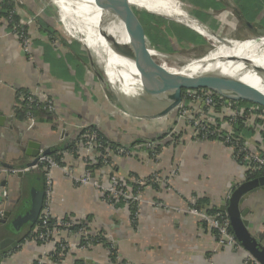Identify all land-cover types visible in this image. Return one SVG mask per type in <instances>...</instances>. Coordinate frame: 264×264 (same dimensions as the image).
I'll list each match as a JSON object with an SVG mask.
<instances>
[{"label":"crops","instance_id":"crops-1","mask_svg":"<svg viewBox=\"0 0 264 264\" xmlns=\"http://www.w3.org/2000/svg\"><path fill=\"white\" fill-rule=\"evenodd\" d=\"M1 1L0 166L23 171L22 175L19 172L0 174V210L14 213L38 176L36 170L27 166L33 160L25 153L28 141L38 142L41 148L55 146L76 137V132L87 125H94L118 142L128 143L136 138L154 139L175 121L171 130L157 142L160 148L156 162L149 157L153 154L142 146L144 143L135 144L131 157L112 158L110 164L104 163L93 171L92 177L108 178L109 173H115L120 179L131 175L145 178L156 167L161 173L168 174L174 164L177 172L175 177H169L166 183L156 188L150 185L142 188L133 222L127 204L116 205L104 200L102 185L75 184L74 179L90 169L88 152L83 156L79 154L83 151L80 141L79 153L75 155L66 151L61 167L52 169L53 215L63 220L71 219L69 229L84 221L91 233L102 231L116 251V260L109 258V250L103 244L96 243L85 250L73 248L56 262L49 256L54 252L52 244L28 239L20 241L30 225H23L15 233L0 224V239L10 236L19 240L15 250L0 256V264H31L38 258L42 264H243V251L219 246L213 231L200 218L185 211L176 213L165 209L167 206L186 209L192 205V200L205 198L207 204L196 208L207 212L208 208L218 207L227 199L233 186L243 181L245 172L231 150L217 140L191 138L188 126L184 122H176V113L171 117L147 120L118 110L113 100L109 102L110 94L101 82L97 79L99 85L94 86L95 83L89 81L86 65L89 62L82 54L86 51L81 50L80 42L65 32L53 36L46 30L45 25L60 29L54 8L45 0H11L18 21L27 26L31 37V51L24 53L13 32L8 30L7 20L1 15ZM183 1L191 9L186 11L207 29L212 31L215 20L222 19V23L238 24L234 32L239 35L243 20L236 16L233 0H214L221 5L217 11L212 9L215 4L201 8L191 0ZM246 23L250 24L249 21ZM241 30L250 36L264 35V31L251 33L246 28ZM73 42L78 44L76 51L71 49ZM23 90L35 91L36 98L42 103L50 101L53 111L50 113L44 108L46 114H36L33 123L28 118H18L15 108L21 107L20 93ZM58 123L66 124V130H61L59 136L54 131ZM258 127H251L252 132L245 136V143L251 149L263 151L264 128L260 130ZM175 128L181 141L165 143L175 133ZM261 197L264 198V190L257 189L242 205V208L249 209L246 218L249 230L256 238L257 233L264 232ZM59 237L67 238L68 242L77 239L76 231L61 232Z\"/></svg>","mask_w":264,"mask_h":264},{"label":"water","instance_id":"water-1","mask_svg":"<svg viewBox=\"0 0 264 264\" xmlns=\"http://www.w3.org/2000/svg\"><path fill=\"white\" fill-rule=\"evenodd\" d=\"M106 10L108 19L109 34L105 42L108 50L113 55L122 58L130 63H136L133 50H150L149 47L140 43L145 40L139 28V23L132 15L131 5L126 0H100ZM133 5V4H132ZM134 7V6H133ZM136 7V6H135ZM148 11L146 8H143ZM150 12V11H149ZM155 13V12H152ZM167 17L161 13H155ZM168 18V17H167ZM176 21L182 22L175 19ZM183 23V22H182ZM186 26L188 24L184 23ZM204 26V25H202ZM190 27V26H188ZM206 28V26H204ZM193 29L192 27H190ZM197 33V30L193 29ZM211 34L216 36L211 30L207 29ZM201 34V33H199ZM202 35V34H201ZM221 41L226 39L218 38ZM264 39V35L252 36L247 39L239 40V42H247L251 40ZM88 62L96 78L103 86L108 84L113 89L114 100L126 114L139 119H157L172 113L181 103L183 99V90L205 88L213 93L233 101H245L251 104L264 107V96L256 93L249 87L248 78H263L264 63L245 62L237 64V58H229L227 60H211L200 62L196 70L183 71L180 74L166 80L164 88L158 94L148 95L144 91L145 84L149 86L152 80L157 79L154 76H143L140 72L138 78L140 87L136 85L130 86L124 90V77H117L115 82H110L106 67L107 56L103 57L101 72L97 70L92 60V51L87 45L84 47ZM212 50V49H211ZM209 52V51H208ZM105 55V54H104ZM230 60V61H229ZM240 65V66H239ZM112 71L116 74L122 71L121 66H113ZM164 81V80H163ZM41 146L38 142L28 141L26 155L33 158L27 164L29 168L40 169L36 166L37 156ZM45 154H48L44 151ZM22 175L21 171L19 172ZM264 190V175L256 176L252 179L244 180L233 186L227 199L220 202L218 209L225 213L229 218L230 227L239 244L259 263L264 264V244L261 243L249 230V221L246 218L248 208L242 205L249 197L250 193L257 190ZM44 202V176L38 175L34 178L33 183L29 187L27 196L22 200L14 213L5 211L0 218V224L10 231H17L23 225H33L39 219L41 209ZM19 246V240L14 237H4L0 239V256L15 250Z\"/></svg>","mask_w":264,"mask_h":264},{"label":"built area","instance_id":"built-area-1","mask_svg":"<svg viewBox=\"0 0 264 264\" xmlns=\"http://www.w3.org/2000/svg\"><path fill=\"white\" fill-rule=\"evenodd\" d=\"M192 19L194 18L192 17ZM198 23L202 26L200 22ZM16 27L18 28L17 25H15V28ZM19 29L20 30L13 32V34L18 40L23 52L29 54L31 51L30 34L29 32H24L22 27H19ZM150 50L154 49L150 48ZM20 97L23 101L26 102V104L33 103L35 101L40 102L36 98L35 91L26 90V92L20 93ZM45 104L46 105L44 106V108H46L47 111L51 113L54 109V106L50 101H46ZM246 111L248 113V116H246L247 119H245L244 125L255 128L257 126V123L255 122L256 117L264 120V110L259 106L252 105L246 108L245 106L238 105L231 100H228L226 98L222 99L221 97H219L217 101L215 99L214 93L205 88L187 89L183 94L182 103L175 109L176 122H184L188 126L191 138L199 140L210 138L212 140H217L227 146L233 153V156L234 152L236 151L235 156L238 155L240 157L241 165L244 168V171L249 170L250 172H253L257 170H264V150L259 151L251 149L245 143V141H243L241 144L240 140L241 138H243V136L241 137V135H239V137H237V135L235 136L234 134L233 122L235 121V118L245 117ZM26 118H28L29 122H34V115L32 113L29 112ZM82 128H85V126H83ZM83 138L84 140L81 141L82 150L88 152L89 150L93 149V146H95V134L94 132H89L87 130V132L83 135ZM238 143H240V145ZM157 144V141H150L146 144L149 152H151V154L153 155L157 152H155ZM134 148L135 146H133V148L119 147L116 148L115 151L118 155L128 153L133 154ZM36 166L40 169L44 176V202L39 216L40 226L38 228H41V231L35 234L32 240L35 241L36 239H38L39 241L52 244L54 252L56 248H61L62 250H64L65 247H67V244L63 243L64 241L61 240L62 238H60L59 235L61 234V232L68 230V228L72 225L71 219H53L50 214L51 211H49L52 169L55 167H61V164H59L57 160H55V158H53L52 156L45 154L43 148H40L37 156ZM20 171H23V169L0 166V174H15ZM80 178L81 179L76 178V181H79L80 183H91L95 186L99 184L97 186L102 187L99 182L101 181V178L95 179L91 176V173L88 170H86L83 176H81ZM158 178L156 177V175H153L151 180L156 181L158 180ZM133 180L136 184H138V187L134 192H130L123 188V183H120L117 177H108V184L106 185V187L103 186V193L106 198H108V201H111L110 197H116V200L121 198L127 205L133 203L137 205L139 200H141V196L139 194L141 189L140 186L145 183V180H142V178ZM2 194L5 195L6 192L3 191ZM192 202L194 203V200H192ZM185 212L194 214L196 215V217L204 221L209 230L213 231V233L215 234L216 242L219 246H222L223 248L231 251L242 250L244 253L243 264H259L239 244L235 235L231 231L229 218L225 213H208L205 211H199L195 206L192 205L186 208ZM2 215L3 211L1 210L0 217H2ZM49 221L52 222L50 223V226H47ZM42 228H44V230H42ZM78 234L84 236L85 232L82 230H78L76 232V235ZM88 246L84 245V243L78 244V247L82 249L88 248ZM35 264H42L41 259L38 258L37 260H35Z\"/></svg>","mask_w":264,"mask_h":264},{"label":"trees","instance_id":"trees-1","mask_svg":"<svg viewBox=\"0 0 264 264\" xmlns=\"http://www.w3.org/2000/svg\"><path fill=\"white\" fill-rule=\"evenodd\" d=\"M191 1L193 4H195L196 6L201 7V8H206L208 4H215V6H213L212 9H215L217 11L221 7V5L216 4L214 2V0H191ZM233 1H234L235 6H236V11H235L236 16L240 20H243L242 27H240L238 32H241L242 31L241 29H243V28L248 29V31H250L251 33H257L258 31H264V0H233ZM131 11H132L133 17L135 19H137V21L139 23V28L142 32V35L145 38V40H143V42H140V43L146 45L147 47L154 49L156 51H159V52L171 53V52H175V49H174V43H175L181 48H186V47H189V45H192L193 48L201 51L200 55H198V56H202L203 54L206 53L205 52L206 51L205 46L207 43L206 39L203 36H201L200 34H198L197 32H195L194 30H192L191 28L185 26L184 24H181V23L176 22L174 20L168 19V18L161 16L159 14H155V13L146 11L145 9H137L136 7H133V6L131 7ZM1 15L4 16L5 19L7 20V28L9 31L15 32L17 30H20L19 27H22L24 32L25 31L28 32L27 26L23 23L22 24L19 23L18 18L16 16V13L13 9V5H12L11 0H2L1 1ZM246 21H249L250 24L246 23ZM15 25H17L18 28L17 27L15 28ZM45 26H46V30L50 34H52L53 36L59 32H60V34L62 33L60 30H57V29L53 28L52 26H47V25H45ZM238 37H240V35L237 34V38ZM62 41L65 43L64 40H62ZM77 46H78L77 42H73L71 49H73V51L74 50L76 51ZM185 91L186 90H183V94L185 93ZM22 92H26V90H23ZM214 96H215V99L217 101H218V98L221 97L215 93H214ZM221 98L225 99L223 97H221ZM231 101L238 104V105L245 106L246 108L254 105V104H251V103L245 102V101H233V100H231ZM45 105H46L45 103L37 102V101H35L33 103L26 104V102L22 100L21 107L15 108V114L18 118H22V119H25L29 112L32 113L34 116L36 114L38 115L40 113L46 114V112L44 111ZM259 107L264 110V107H262V106H259ZM173 113H175V112L173 111L172 113L168 114V117L174 116V115H171ZM245 114H246L245 117H236L235 121L233 122L235 136L236 135H237V137H239V135H241V137L243 136V138H241V140H240L241 144L243 141H245V136L250 134V132H252V128H253V127L251 128L248 125H244L245 119H247L246 116H248L247 111L245 112ZM49 119H51V117H49ZM255 122L257 123L258 126H260V130H261V128H264V120L263 119L256 117ZM173 123H169V126L164 128L165 129L164 133L160 136H157L154 139H152V138H150V139L136 138V139H134L128 143L118 142V141L110 138L104 132L100 131L94 125H87V126H85V128H81V129H79L78 132H76V135H75L76 137H74L70 140H67L66 142L63 141L60 144H57L55 146L43 148V151H46L49 156H52L53 158H55V160H57V162L62 165L61 159L63 157V153H65L66 151H70L71 153H74L75 155L77 153H79V151H80L79 150V145H80L79 142L84 140L83 135L87 132V130L89 132H94V134H95V139H94L95 146H93V149L88 151V157H89V159H88L89 160V166L88 167L92 171H96L101 166H103L104 163L110 164V162L112 161V154L110 153V151L111 152L115 151L117 147L118 148L119 147H127L128 148V147L134 146L135 144L144 143L142 146H145V150H148V148L146 147V144L148 142H150V140H153V141L155 140L159 143V139H161L160 137L167 134V132L169 130H171ZM171 135L174 138L177 137V140L180 137L179 133L178 134L174 133ZM170 141L171 140L169 139V141L165 142V143H171ZM240 143H238V144L240 145ZM171 144H173V143H171ZM158 149H159V147H156L155 152L158 151ZM235 152H234L233 157L238 163L241 164V159L238 155L235 156ZM232 155H233V153H232ZM8 167L11 168V166H8ZM38 175H42V172L40 171L38 173ZM260 175H264V170H257V171H253V172L246 170L244 172L243 181L248 180V179H252V178H254L256 176H260ZM130 177L131 178H129L128 180L118 178V181L120 183H123L124 189H128L130 192H134L135 188L138 187V184H136L135 181L133 180L134 179L133 177H135V176L131 175ZM150 178L151 177L149 175L143 179L150 180ZM147 180H146V182L149 183ZM154 187L156 188L157 186L154 185ZM207 202L208 201L205 198H197L196 201L192 204V206L198 207L203 203L207 204ZM111 203H114L116 205H121L124 203V201L120 198V199L115 200V201L112 200ZM128 209L130 211V217L132 216L134 218V215L137 211L136 204L135 203L128 204ZM207 212L208 213H217L220 211H219L217 206H212V207L208 208ZM132 220L134 222V219H132ZM51 222L52 221H49L47 226H50ZM85 224H86V222H84V221L79 222V224L74 225L70 229L68 228V230L74 231V232L78 231L80 228H83L85 226ZM39 226H40L39 220H37V222L35 224L30 225L28 231L25 234H23V236L20 238V241L22 242L25 239L32 240L33 236L35 234H37L39 231H41V228H38ZM42 230H44V228H42ZM231 231H232V229H231ZM11 232H15V231H11ZM88 236L89 237H86V239H82L81 242L82 243L89 242L90 244H96V243L103 244V246L109 250V258L112 261L116 260V251L112 247L111 242L106 240L102 231L95 232L94 234H90ZM257 238L259 239V241H264V232L257 233ZM36 240H37V242L39 241L38 239H36ZM51 259L57 260L56 256H53ZM31 264H35V261L32 262ZM120 264H125V263L121 262Z\"/></svg>","mask_w":264,"mask_h":264},{"label":"bare ground","instance_id":"bare-ground-1","mask_svg":"<svg viewBox=\"0 0 264 264\" xmlns=\"http://www.w3.org/2000/svg\"><path fill=\"white\" fill-rule=\"evenodd\" d=\"M56 1L59 17L62 19L67 32L72 36H82L83 42L92 51L99 67L102 65L103 57L108 55L107 64L110 67L107 66L106 69L110 82L113 84L117 77L121 79L123 76L124 90L133 85L141 86L138 78L139 72L143 76L157 77L149 83V86L145 84L143 88L148 95H156L162 91L166 80L183 71L196 70L200 62L227 60L236 57L235 61H229L237 64L245 62L264 63V39L239 42L232 40V38L221 41L207 28L190 18L179 0H126L137 7L146 8L150 12L161 13L168 18H175L188 24L206 39L212 41L214 45L213 50L202 56L182 58L181 66L171 63L166 59L167 56L164 53L155 50H133L136 63H130L113 55L108 50L105 42L109 34L108 19L105 6L100 0ZM113 66H121L122 71L116 74L111 69ZM246 80L252 90L264 96V77H250ZM114 102L118 104L116 100Z\"/></svg>","mask_w":264,"mask_h":264},{"label":"rangeland","instance_id":"rangeland-1","mask_svg":"<svg viewBox=\"0 0 264 264\" xmlns=\"http://www.w3.org/2000/svg\"><path fill=\"white\" fill-rule=\"evenodd\" d=\"M45 1H47L53 8H54V15L56 16V20L58 21V24H59V29H60V31L61 32H65L67 35H69V36H71V37H74V38H76L79 42H80V44H81V50L83 51L84 50V47H85V43L83 42V40H82V36H80V35H78V36H72L70 33H68L67 32V30H66V28H65V25H64V23L62 22V19L59 17V12H58V6H57V1L56 0H45ZM179 2L182 4V7H183V9L186 11V9H189V10H191L190 8H188L185 4H183V3H185L183 0H179ZM130 7H132V6H134L135 7V5H129ZM136 8L137 9H143V8H140V7H137L136 6ZM187 12V15L190 17V18H192V15L188 12V11H186ZM221 18V17H220ZM219 18V19H220ZM173 19H175V18H173ZM217 19V18H216ZM218 19V20H219ZM216 21V24H212V27L213 28H211L212 29V31H213V33L215 34V35H217L218 36V38H224V39H226V40H228V39H236V37H237V33L236 32H234L236 29H237V25L238 24H233V25H230V24H226V23H222L221 21H222V19H220L219 21H217V20H215ZM221 22V23H220ZM64 33V34H65ZM239 35H240V38H239V40H243V39H247V38H250V37H252V36H250L248 33H246V32H240L239 33ZM231 37V38H230ZM242 37V38H241ZM237 38V39H238ZM206 46H205V49H206V51L205 52H208V51H210L211 49L213 50V47H214V45H213V42L212 41H210L209 39H206ZM174 49H175V52H171V53H164L167 57H166V59L168 60V61H170L171 63H173V64H176V66H181L182 64V62H181V59L182 58H184V57H196V56H198V55H200V50H198V49H195V48H193V46L192 45H189V47H186V48H181V47H179L177 44H175L174 43ZM90 50V49H89ZM85 52V51H84ZM176 52H178V53H176ZM163 53V52H162ZM83 54V56L86 58L87 57V55H86V53H82ZM91 57H92V60L94 61V64H95V66L97 67L96 69L97 70H99L100 72H101V70H100V68L101 67H99L98 66V64H97V62H96V58H95V56L92 54L91 55ZM88 62V61H87ZM87 65V68L89 69V81H91V82H94L95 84H94V86H98L99 85V82L97 81V78H96V76H95V74L93 73V71H92V69L91 68H89L90 67V64H86ZM102 66V65H101ZM103 88H105V90L110 94V98L108 99L109 100V102L111 103V101L113 100L114 101V97L112 96L113 95V89H112V87L110 86V85H108V84H105V86H103ZM100 89V88H99ZM115 106V105H114ZM116 107V106H115ZM115 109V108H114ZM117 109L118 110H121V111H123L119 106L117 107ZM124 112V111H123ZM174 112H175V110H174ZM125 113V112H124ZM55 121H60V120H57V119H55ZM65 125V126H64ZM81 125H79L78 126V129H79V127H80ZM259 129H260V127H258ZM61 130H66V124H60V123H58L57 124V126L55 127V129H54V131L56 132V134H57V136H59V133H60V131ZM176 134V133H175ZM169 139L171 140L170 142L171 143H173V144H176V143H178V142H180L181 140H180V137L178 138V140H177V137H173L172 135H170L169 136ZM169 139H168V141H169ZM205 140H212V139H205ZM156 147H159L160 148V146L159 145H157ZM118 148V147H117ZM159 150V149H158ZM114 152V153H113ZM113 152H111L110 151V153L112 154V158H116V157H131L132 156V153H128V154H123V155H118L117 153H116V151H113ZM83 153L85 154V153H87V152H85V150L82 152V153H79V154H81V156H83ZM159 155V154H158ZM156 156H157V152L154 154V155H151V156H149V157H151V159H153L154 160V162H156L155 161V159H156ZM70 169V168H69ZM66 170V169H65ZM90 173H91V176H93V171L92 170H88ZM176 172H177V166L174 164V166L172 167V171L171 172H169L168 174H163V173H161V170L160 169H158L157 167L155 168V169H153V171H152V173L151 174H149L150 175V177L152 176L153 177V175H156V177L158 178V176H159V178H158V180H156V181H154V180H151V178H150V180H147L149 183H147L146 182V180H145V183L143 184V185H141L140 187H141V189H140V192H139V194H140V196H141V191H142V188L143 187H145V186H148V185H150V186H152V187H154V185H156V186H159L161 183H166V181H167V179L169 178V177H175L176 176ZM148 175V176H149ZM168 175V176H167ZM83 176V175H82ZM112 176H115V177H117L116 176V174L115 173H109L108 174V177H112ZM72 178H75L74 176H71ZM78 179H81L80 177H77ZM99 178H101V177H99ZM103 178H105V179H103ZM103 178H101L100 180L101 181H99L100 182V185H102V186H105L106 187V185L108 184V178H106V177H103ZM118 178V177H117ZM127 178L129 179V178H131L130 176H127L125 179L127 180ZM135 180H137V179H141L142 177H133ZM103 180V181H102ZM142 180H143V178H142ZM74 181H75V184H81V185H84V184H91V183H80L79 181L77 182L76 181V178L74 179ZM154 184V185H153ZM97 185H99V184H97ZM96 185V186H97ZM53 186H54V182H53V177H52V175H51V191H50V200H49V206H50V210L49 211H51L50 212V214H51V217L53 218V219H56V220H58V219H62V218H60V217H55V215H53V211H52V206H51V196H52V192H53ZM93 186H95V185H93ZM97 187H100V186H97ZM104 188V187H103ZM155 188V187H154ZM127 191H129L128 189H126ZM135 190H137V187L135 188ZM110 199H111V201L113 200V201H115L116 200V197H110ZM104 200L106 201V202H111V201H108V198H106V196L104 195ZM118 200V199H117ZM260 204H264V198L263 197H261V200H260ZM166 207V206H165ZM164 207V208H165ZM188 208V207H187ZM166 210H173V211H175L176 213H182V212H184L185 211V209H182V208H179V207H168L167 206V208H165ZM197 210H199V211H201L199 208H196ZM262 210H263V215H264V207H262ZM1 211V210H0ZM4 213V212H3ZM186 213H188V212H186ZM188 214H190V213H188ZM191 215H194V214H191ZM194 216H196V215H194ZM0 218H2V217H0ZM264 218V217H263ZM262 218V219H263ZM133 221V220H132ZM78 222V221H77ZM86 227V228H85ZM79 230H82V231H84L85 232V235L84 236H82V235H80V234H78V235H76V237H77V239H76V241H74V240H71L70 242H68V239L67 238H62L61 240L62 241H64L63 243L64 244H67V247H65V249L62 251V249L61 248H56L55 249V252L53 253V254H49V256L52 258L53 256H56V258H57V260H56V262L57 261H59L60 259H61V257H63L64 256V254L65 253H69L70 252V250H72L73 248H75L76 250H85V249H82V248H79L78 247V244H82V239H86V237H89L88 235H90V234H94V233H91L90 231H89V229H88V224L86 223L85 224V226L83 227V228H80ZM66 231V233L67 232H72V231H69V230H65ZM74 232V231H73ZM77 232V231H76ZM80 240V241H79ZM84 245H89V246H92L93 244H90L89 242H86V243H84ZM95 245V244H94ZM88 246V247H89ZM59 253H61V254H59ZM126 264V263H125Z\"/></svg>","mask_w":264,"mask_h":264}]
</instances>
